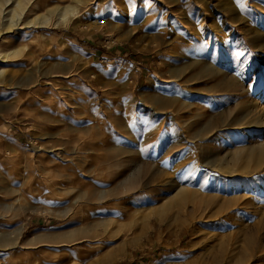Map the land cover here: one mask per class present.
Listing matches in <instances>:
<instances>
[{
  "label": "rangeland",
  "instance_id": "1",
  "mask_svg": "<svg viewBox=\"0 0 264 264\" xmlns=\"http://www.w3.org/2000/svg\"><path fill=\"white\" fill-rule=\"evenodd\" d=\"M77 5V18L60 21L42 4L23 21L46 23L0 34V54L10 56L0 57V264H264V227L228 239L217 216L245 185L264 210L263 153L231 162L262 166L236 180L197 154L177 171L200 198L220 196L208 221L169 189L122 186L138 168L141 182L152 163L171 172L192 136L221 157L264 142V0ZM227 76L239 92L221 87ZM230 122L243 136L215 143V128ZM100 190L106 197L95 199ZM108 217L116 222L100 221Z\"/></svg>",
  "mask_w": 264,
  "mask_h": 264
},
{
  "label": "bare ground",
  "instance_id": "2",
  "mask_svg": "<svg viewBox=\"0 0 264 264\" xmlns=\"http://www.w3.org/2000/svg\"><path fill=\"white\" fill-rule=\"evenodd\" d=\"M62 1H64V2L52 4L51 3L52 1H49V0H0V34L4 31L10 32L12 30H16L18 27L22 28L23 26L29 27L30 25L34 26V25L39 24V23H46L48 21V19L46 17L41 18L39 20H34V21H32V20L23 21V18L25 17L27 12H33L37 7L41 6L42 4L48 5V6H50V8H54L56 10L55 12H56L58 18L60 19V21H66L68 19V17H70V16L73 18H77L79 16L78 15L79 9H78L77 4L81 3V0H62ZM0 57L4 58L3 59L4 61H7V59H9L10 56H9V54H0ZM0 69H3V68H0ZM3 70L0 71V75H1V72H3ZM199 71L200 72L201 71L206 72V73L207 72L212 73L213 69L209 65H207V66L203 65V67H201L199 69ZM221 83H222V85H221L222 88L226 87L228 90L232 89L235 92H239V90H241L239 84L232 77L227 76ZM256 124H258V125L262 124L261 116H259L257 118ZM211 128L212 127H209L208 129H204V131L200 130V132L201 133L205 132V134H206L209 132V130ZM243 131L244 130L242 128L238 127L237 123H231V122L226 123L225 128L222 131L220 130L219 126L217 129L215 128V131L212 133L213 134V141L217 144H226V142L228 140H231L233 137H235V138L242 137ZM198 136L199 135L189 137V140H191V141L193 140L192 141L193 145L189 149V154L187 155V157L185 158L184 161H182L180 163H176L171 172L169 170L161 167L160 164L152 163L149 165V166H151L149 169L150 172L141 176V182H139L140 179H138V177L140 175V169L141 168H138L137 170L136 169L132 170L133 172H131L127 177H125V180L122 182L123 188L126 187V188H129V190H130V189H142V188L148 187V186H152V187L155 186L156 188L160 187V190L161 189L162 190L163 189H169V190L174 192V196H173L174 198L172 200H176V199L180 200L182 202L184 208H187L186 206H188L190 203L191 205H193V210H195V211L198 210V212L203 210L202 211L203 212L202 220H204V221L211 220V217L213 216V214H212L213 210L210 207H211V205L216 204L218 200H221L220 196H218V194H211L210 196H203L202 198H200L199 193L197 192L196 189H194V188L191 189L190 186H189L190 188L188 187V184L193 183V181H190V180L189 181H182V183L177 182V180H176L177 171L180 168H182L183 166H185L188 163V161H190V159L193 157V155L197 154L199 156V158L205 162L206 165L213 164L212 159L214 158L213 161L218 162L217 165H214L217 169V172H219L220 174H223L225 176L228 175V177L231 180H236L238 176H244L245 175V176L249 177V176H252V174L259 173L260 168L262 166L259 168H258V166L253 167V168H248V169L244 168V170L239 171V169L235 168L236 164H231V162L232 163H234L236 161L238 162V159H240V157H243L244 152H248V153H252V154L253 153H263L264 154V142H261V144L252 145L251 147L237 146L232 151H230L231 153H228L227 156L221 157V156L214 155V153L211 151V149H205V147L201 143L203 141V140H201L202 138L200 136L199 137ZM202 137H203V135H202ZM179 142L180 141L176 140L175 144H179ZM212 154H213V156H212ZM244 156H248V155H244ZM129 162H131V160ZM239 163H237L238 164L237 167L240 166ZM255 164H256V162H255ZM250 165H251V163H250ZM138 167H141V166H138ZM262 169H264V167H262ZM196 170L197 171L201 170V169H199L198 165L196 167ZM241 179H242V177H241ZM217 185H219V184L217 183ZM256 186L257 185L255 183L252 188H256ZM241 188H243V187H241ZM249 188H250L249 186L246 187V185H245V192H244L245 194H243L242 196H236L234 199L233 198H230L229 200L224 199L221 206H219V210L221 212L217 211V212H219V214H217V216L222 221L221 225L223 227V231H224V235H225L224 238H228V239L230 237L235 238V236H237L239 233L245 234L248 231L247 229H249L251 226H254L257 229H262L264 227V212H263L264 210H262V207H260V205H258V203H256V202L254 203L253 197H252V199L249 197L250 196V193H248ZM263 190H264V188H263ZM158 192L159 191H156V193H158ZM105 193L106 192L104 190H100L97 193H94V195L97 196L95 199H104L106 197ZM251 195L254 196L255 194L251 193ZM121 207H123V206H121ZM102 209H103V207L101 208V210ZM236 209L237 210L240 209L242 212L238 216L234 217V211ZM54 211L55 212H53V209L47 208L46 212L52 216H56V215L65 216L69 212V210H66V209H64V210H57L56 209ZM136 211L137 210L133 211L132 213H135ZM152 211L153 212L155 211L157 213V208H152ZM258 211H259L260 216H259V214H257ZM196 212H194V213H196ZM253 215H255L256 216L255 218H257L254 223H251V222H246V224L240 223L241 222L240 219L245 218V217L248 221H250V219ZM231 217H234V219L232 218L234 220V224H232ZM195 218H196V216H195ZM199 218H200V216H199ZM199 220H201V219H199ZM212 220H214V219L212 218ZM100 221L101 222L103 221L102 223L104 225L114 224L116 222V220L112 217H108L107 219L100 220ZM194 221H196V219ZM194 226H195V223H194ZM245 235H247V234H245ZM248 235H249V233H248ZM246 240H248V237H246L245 241ZM230 241H231V239H230ZM189 245H191V244H189ZM16 246H17V243L15 240H12L9 242L8 241L3 242V247L5 249L6 248H14Z\"/></svg>",
  "mask_w": 264,
  "mask_h": 264
},
{
  "label": "crops",
  "instance_id": "3",
  "mask_svg": "<svg viewBox=\"0 0 264 264\" xmlns=\"http://www.w3.org/2000/svg\"><path fill=\"white\" fill-rule=\"evenodd\" d=\"M3 135L5 136V131L2 132V131L0 130V136L3 137Z\"/></svg>",
  "mask_w": 264,
  "mask_h": 264
},
{
  "label": "snow or ice",
  "instance_id": "4",
  "mask_svg": "<svg viewBox=\"0 0 264 264\" xmlns=\"http://www.w3.org/2000/svg\"><path fill=\"white\" fill-rule=\"evenodd\" d=\"M237 2L239 3V0H237Z\"/></svg>",
  "mask_w": 264,
  "mask_h": 264
}]
</instances>
